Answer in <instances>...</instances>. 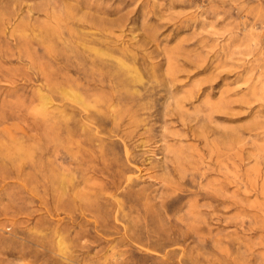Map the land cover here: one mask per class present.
Listing matches in <instances>:
<instances>
[{
	"label": "rangeland",
	"instance_id": "rangeland-1",
	"mask_svg": "<svg viewBox=\"0 0 264 264\" xmlns=\"http://www.w3.org/2000/svg\"><path fill=\"white\" fill-rule=\"evenodd\" d=\"M0 264H264V0H0Z\"/></svg>",
	"mask_w": 264,
	"mask_h": 264
}]
</instances>
